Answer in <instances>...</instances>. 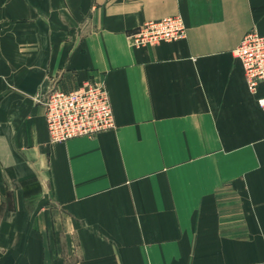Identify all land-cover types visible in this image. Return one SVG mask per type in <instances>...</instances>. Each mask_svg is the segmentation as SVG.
<instances>
[{"label":"crops","instance_id":"0c3cea01","mask_svg":"<svg viewBox=\"0 0 264 264\" xmlns=\"http://www.w3.org/2000/svg\"><path fill=\"white\" fill-rule=\"evenodd\" d=\"M181 16L186 37L132 47ZM264 0H0V264H264ZM102 78L115 128L49 142L42 99Z\"/></svg>","mask_w":264,"mask_h":264},{"label":"built area","instance_id":"2783aa9c","mask_svg":"<svg viewBox=\"0 0 264 264\" xmlns=\"http://www.w3.org/2000/svg\"><path fill=\"white\" fill-rule=\"evenodd\" d=\"M181 16L164 17L137 26L127 40L132 47L154 46L161 42H175L186 37ZM239 60L247 89L256 93L264 83V34L247 32L233 50ZM49 142L62 143L73 138L94 137L115 128L109 91L102 78H87L70 92L56 87L42 99ZM264 109V99L259 101Z\"/></svg>","mask_w":264,"mask_h":264}]
</instances>
